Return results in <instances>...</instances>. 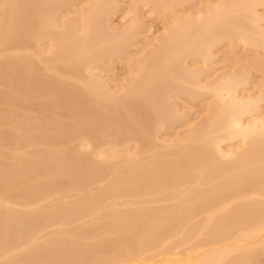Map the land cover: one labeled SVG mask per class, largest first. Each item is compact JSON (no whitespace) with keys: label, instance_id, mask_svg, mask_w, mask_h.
Instances as JSON below:
<instances>
[{"label":"rangeland","instance_id":"rangeland-1","mask_svg":"<svg viewBox=\"0 0 264 264\" xmlns=\"http://www.w3.org/2000/svg\"><path fill=\"white\" fill-rule=\"evenodd\" d=\"M229 1L0 0V24L2 26V21L10 15L9 27L13 26V31L8 28L11 34L7 31L13 37L11 40L10 36L4 38L6 27L4 30L1 27L5 34L0 33V164L5 163L7 170L15 172L19 167L22 170L21 164L25 163L27 171L23 168L19 172L31 173L29 165L33 172L32 178L28 174L32 180L27 183L14 179L6 183L0 176V264H91L95 261V264H114L121 260L119 254L124 255L126 249V252L133 249L136 254L138 247L143 256V247L147 243L152 247L157 236H163L158 238L163 240L159 247L157 238L154 240L156 253L164 252L161 247L170 244V247L177 245L174 249L180 246L177 251L183 249V255L188 256V250L198 239H207L205 236L210 234L214 237L215 231L208 233L215 224L207 235L203 237L200 231L199 236L191 240L192 234H197L195 225L206 221L208 203L216 201L213 202L215 207L219 203L220 209L213 208V212L219 210V216L226 208L223 210L220 205L228 198L233 199L231 202L236 206L231 208V203L228 212H236L237 217L238 212L244 213L251 220L253 214L249 215L244 206L240 209L236 204L253 200L255 189L253 195L250 194L253 199H246L249 192L244 193V199L242 191L237 195L235 191L241 185H234L233 190V186L224 188L231 181L230 174L223 176L229 178L227 181L217 176L218 169L216 172L213 169L223 167L229 158L222 157V152L218 154L216 147L222 148L223 154L235 149L239 158L246 150L244 146L254 149H250L253 142L243 144L240 138L234 135L238 139H233L230 135L221 137L217 146L212 138H207L221 131L218 127L226 129L224 125L232 117L229 112L221 111L227 102L222 97L226 96L221 97L206 86L223 76L224 80L232 77L239 82L236 87L239 100L254 101L245 108L246 113L243 108L237 110L242 114L244 111L242 120L264 118V5L253 2V9L249 11L250 0H231L234 5ZM227 2L233 6H228ZM241 34L253 42L249 39L247 44L240 40ZM11 76L14 85L9 80ZM23 83L28 85V88L24 85L26 90L22 88ZM15 85L19 89L15 90ZM21 89L25 92H20ZM199 131L204 134L193 135ZM256 135V138L252 136L254 141L261 140L258 146L255 143L257 156H251L248 161L260 162L259 167L264 168V159L259 161L264 153V132ZM201 136L204 141L200 140ZM198 140L202 143L210 140L209 144L206 142L210 147L206 148L210 149L211 156L194 159L191 153L186 154L192 145L201 143ZM46 146L51 149L47 150L49 153ZM41 151L47 152L46 156ZM48 155L57 163L49 165ZM40 160L47 167L41 165ZM231 165L228 169L225 164L224 169L239 170L242 164L239 166L234 160ZM235 165L239 168L233 167ZM249 171V177L256 173L258 178H264V169L261 173L255 169ZM19 172L13 174L17 177ZM39 175L42 181H38ZM256 179L252 180V187L257 189L262 183L258 182L260 179L255 183ZM250 185L246 184L247 189ZM238 194L243 197L242 201ZM260 194L264 206V193ZM260 197L257 196V200L261 201ZM27 203L29 206L25 205ZM204 204L208 205L207 210ZM191 205L189 210L187 207ZM259 205L258 211L263 208ZM199 206L206 214L197 209ZM172 208L177 209L176 212H171ZM187 209L195 212L184 218L183 212ZM255 213L259 214L257 210ZM231 214L233 216H225L227 219L223 215L224 219L218 222L223 224V220L233 217L227 222L232 227L236 220L238 224L244 217L237 219L236 214ZM258 216L252 218V224H256ZM254 219L257 221L253 222ZM222 224L218 225L222 227ZM183 228L185 235H182ZM164 229L167 233L173 231L166 237ZM146 237L154 239L151 243L146 240L142 247L141 242ZM257 238L254 240H259ZM133 245L135 249L131 248ZM147 246L144 252L154 251L155 247L153 250L148 247L150 251ZM263 249L257 248L252 253L248 250L251 258L247 259L248 251L242 250L246 262L240 258L241 263L263 264ZM258 252H261L257 255L260 258L255 257ZM158 254L148 256L154 258L150 264H159L164 256L155 260ZM239 254L236 253V264ZM146 256L147 253L144 258L140 257L144 260ZM231 256L233 258L235 253ZM140 257L137 262L141 261ZM132 260L128 261L132 264L136 258Z\"/></svg>","mask_w":264,"mask_h":264},{"label":"bare ground","instance_id":"bare-ground-1","mask_svg":"<svg viewBox=\"0 0 264 264\" xmlns=\"http://www.w3.org/2000/svg\"><path fill=\"white\" fill-rule=\"evenodd\" d=\"M232 1H233V0H232ZM229 2H230V3H233L234 1L231 2V0H230ZM229 2H227V5H228V6H229V5H231V6L234 5V3H233V5H232V4H230ZM249 2H250L251 4H250ZM249 2H248V5H247V6H249V11H251V10L253 9V6H254V5H253V2L256 3V5H258V4H262V5H264V0H250ZM237 3H238V2H237ZM250 5H251V7H250ZM245 9H248V7L245 8ZM250 9H251V10H250ZM3 18H4V17H3ZM5 18H6V20H3V21L1 20V21L3 22V24H2V26H1V24H0V29H1V30H0V33L3 32L4 27H6V28H5L6 30H4L5 32H7V31L9 32L8 28H9V29L11 28L12 30H11V29H10V30L13 31V26H12V27H11V26L9 27L10 23H9L8 20H9V18H10V15H7V17H5ZM4 21H7V22H4ZM4 24H5V25H4ZM11 24H12V23H11ZM1 27H3V30H2ZM11 31H10V32H11ZM8 32L6 33V35H4V38H6V37L8 38V36H10V35H9L10 32H9V33H8ZM3 33H4V32H3ZM3 33H1V34L3 35ZM4 34H5V33H4ZM10 34H11V33H10ZM12 34H13V33H12ZM5 36H6V37H5ZM12 38H13V37H12ZM12 38H11V36L9 37L10 40H11ZM0 39H2L1 36H0ZM239 39H240V40H243L245 43L247 42V44H248V43H249L248 41H249L250 38L248 39V38L245 37L243 34H241V38H240V36H239ZM250 41H252V40L250 39ZM252 42H253V41H252ZM256 42H257V41H256ZM210 43H211V42H210ZM214 43H215V41H214L213 43L210 44V47H211L212 44H214ZM63 52H64V50H63ZM0 68H1V67H0ZM13 68H15V67H13ZM11 69H12V67H11ZM0 70H1V69H0ZM230 78H231V79H226V80H224V76H223V77H221V79H219V80L217 79V81H215V82H214V81H213V82H210V83H208V84L206 85L207 88L209 87V89L212 90V91H214L217 95H220L221 97L224 96V95L226 96V97H222V98H224V99H227V100H224L225 102H226V101H227V102L225 103L226 105L224 104V106L221 107V111H222L224 114H227V113L229 112V113H228L229 116L232 115V117L230 116L229 123H228L227 125H224V126L230 127V130H229L227 127H226V129H227L228 131H227L226 129H223V127H218L217 130H219V128H222L221 131H219L221 134H220L219 132H216V134L212 133V134H214V137H215V135L217 136V139H216V137L214 138L213 135H210V134L208 135V136H210V137H207V138H212L211 140H213L214 143H215L217 146H219V143H220L219 140H220L221 137L224 138V137H228V136L231 135V138H233V139H234V138H235V139L240 138V139L242 140V143H243V144H245V143L248 144V142H249V143H252V142H253L254 144H253V143L251 144L250 149H251V147L255 149V148H256V147H255V145H256L255 143H257L256 146H258V144H259V142H258L259 139H256L257 142L254 141L255 138H256V136H257L256 134H257V133H260V131H261V132H264V131L261 130V129L264 130V118H262V117H261V118H259V117H258V118H257V117H256V118H252L253 120L251 119V120H249V122H248V121L245 122V121L242 120L241 117H242V115L244 114V111L242 110V112H243V114H242L241 112H238L237 110L239 109V111H240V108H243V109L246 108V109H247L248 107H250L251 103H254V101L252 102V100H250L249 98H248V100H247V99L239 100L238 96L236 95V93H237V89H236V87H238V85H240V84H239V82L237 83V80L234 81V79H232V77H230ZM9 80L12 82V84H11V82H10L9 84L14 85V84H13L14 81H12V76L10 77ZM9 80H8V82H9ZM13 80H14V77H13ZM8 82H7V83H8ZM15 84H16V83H15ZM18 84H20V83H18ZM18 84H17V85H18ZM6 85H7V84H6ZM24 85H27V83H23V85H22L23 87L20 86V85H18V86H20V87H22L23 89H25L26 86L24 87ZM29 85H32V84L29 83ZM8 86H9V85H8ZM18 86H17V87H18ZM17 87H16V85H15V88H14V87H12V88H14V89L16 90ZM204 87H205V86H204ZM27 88H28V85H27ZM27 88H26V89H27ZM18 89H19V87H18ZM23 89H21L20 92H25L26 89H25L24 91H22ZM18 91H19V90H18ZM18 93H19V92H18ZM20 94H21V93H20ZM3 96H6V95H3ZM6 97H7V96H6ZM0 98H1V96H0ZM4 98H5V97H4ZM7 98H8V97H7ZM222 98H221V99H222ZM2 99H3V98H2ZM17 99H18V98H17ZM222 100H223V99H222ZM246 109H245V113H246ZM230 112H231V114H230ZM247 112H248V111H247ZM240 113H241V114H240ZM240 115H241V116H240ZM230 120H231V122H230ZM257 130H258V131H257ZM214 132H215V131H214ZM190 133H191V132H190ZM199 133H200V134H199ZM255 133H256V134H255ZM203 134H204V132L201 133L200 131H199L198 133H195V134H194V132H193V135H198V136H200V135H203ZM218 134H219V135H218ZM254 134H255V136H254ZM205 135H207V134L205 133ZM205 135H204V137H205ZM226 135H227V136H226ZM234 135L237 136L238 138L235 137ZM258 135H259V134H258ZM85 136H86V135H85ZM87 136H88V135H87ZM232 136H233V137H232ZM252 136L255 137V138H252ZM88 137H89V136H88ZM96 137H98V136H96ZM251 138H252L253 140H252ZM89 139H90V138H89ZM89 139L86 137V140L89 141ZM215 139H216V142H215ZM227 139L230 140V138H227ZM227 139H224V140H227ZM233 139H231V140H233ZM200 140L204 141V140L202 139V136H201V139H200ZM205 140H206V139H205ZM241 140H240V141H241ZM91 141H92V140H91ZM91 141H90L89 143H91V145H92L93 141H92V142H91ZM198 141H199V140H198ZM207 141H208V144H209L210 140H207ZM207 141H206V142H207ZM221 141H222V140H221ZM251 141H252V142H251ZM259 141H261V140H259ZM47 142H48V141H47ZM199 142H201V141H199ZM206 142H204V143L201 142L200 144L198 143L200 146H199V145L197 146L196 144H195V146L192 145V146L190 147V150L187 151L188 153H186V152H185V153L188 154L189 156H190V153H191V157H193V158L195 157L196 159H200V158L203 159L204 156H207V157L211 156V155H210V154H211V153H210V149L207 150V148H206V147H210V145L207 146V143H206ZM262 142L264 143V141H262ZM44 143H45V142H44ZM105 143H106V142H105ZM183 143H185V141H184ZM205 143H206V144H205ZM211 143H212V142H211ZM45 144L47 145V143H45ZM102 144H103V143H102ZM48 145H50V142H48ZM203 145H206V146H203ZM252 145H253V146H252ZM263 145H264V144H263ZM100 146H101V145H100ZM103 146H104V145H103ZM46 147H47V146H46ZM46 147H45V148H46ZM50 147H51V146H50ZM96 147H98V146H96ZM193 147H194V148H193ZM202 147L205 148V150H204ZM47 148H48V147H47ZM47 148H46V151H47V150L51 151L50 148H48V149H47ZM192 148H193V149H192ZM217 148H218V149H217ZM243 148L246 149L245 152H243V154L240 153V154H241L240 157H239V158H236V156H237V157L239 156V153H237V155H236V152H237V151H235V149H234V150H231V149H230V151L228 150V151H226V152L223 154L224 151H221V150H223V149H222V148L220 149L219 147H216V148H215V151H216V152H219L218 154H220V153L222 152V154H221V156L223 155L222 157L228 156L230 159L228 158V159L225 160L226 163H224V164L222 165L223 167H221L223 170H222L221 168L219 169V167H218V168L213 169V171H215L216 169H218V173H219V174H218L217 176H220V177L223 178L224 180L226 179V180L228 181V179L230 178L231 181H228V183H229L230 185H229L228 183H226L227 181H225V182L223 181V183H226V184H227V185H225V186H228V185H229L228 187H225L224 184H223L224 188H229L230 186H231V187L233 186V187L231 188V189L233 190L234 185H237V186L239 185V187H240V185H241V187H242V186H243V187H246V184H247V185H248V184H251V185H250V187H251L250 189H253L251 192H250V189H247V188H249L248 186L246 187V189L244 188V190H242L243 187H242V188L240 187L239 190H235V191H236V195H237V193H239V192L242 191L241 194L243 193L242 196H243L244 199H245L246 195L244 196V193H248V192H249V197H248V195H247L248 198L246 197V199L248 200V199H253V198L255 199V198H256V199H255L256 201H255L254 199L251 200L252 202H251L250 200H248V201H247L248 204H246L247 202H246V201H245V202L242 201V200H243V199H242L243 197L240 196V195H239L240 193H239V194H238L239 197H238V196H236V197H238L239 200L242 199V200H241L242 202H240V203H238V204H236L235 201H234V202H235L236 205H239L240 209H241L242 206H244L245 209H244V207H243L242 210H243V209H244V210L247 209V212H250L249 215L253 214V216L251 215V217H250L251 220H253L252 218L254 217V215H255V216L257 215V214L255 213L256 210H257V213H259V214H258L259 216L257 215L259 219H257L258 221L255 220V219L257 218V216H256V217H254V218H255V219H254L255 221H253V222H256V221H257L256 224H252V221H251L250 219H249V220L247 219V218H249L248 215H246L247 217L244 216V213H242V212H245V211H242V212L240 211L242 214H240V213L238 212V215H239V216H242V215H243L247 220L244 219V217H241V218H240L239 216L237 217L236 212H234V211L231 212V211H230L231 213L236 214L237 219H238V218H240V219L243 218L244 220L242 219V221H240V219H239L238 224H237V220H236V225H238V226H236L235 224H234V225L232 224V225H233V226H232V227H233V230L231 229L232 227L228 226L229 221H231V219H232L233 217H232L230 220L228 219L229 221H228V220H223V222H225L226 225H227V226H226L225 223H223V224L225 225V226H224L221 222H218V221H219V220L222 221V219H224V217L227 216L228 214H229V216H227V217L233 216V214H231L230 212H228V211L231 210V209L228 210V208H227V207H229V205L233 202V199L228 198L229 200L227 199L226 202L223 201V202H224L223 206H222V204H221L220 206L222 207L223 210H224V208L226 207L225 210H226V209H227V210H226V211L224 210V213H225V214H224L223 212H222L223 214L219 212V214H220L219 216H217V213H218L219 210L213 212V208L215 207V204L213 205V202H216V201H213V202L211 201V203L209 202L210 204L208 203L209 206L206 204L208 207L204 204V209L207 210L206 207L208 208V210H207V214H206V211H205V210H204L205 212L202 211L203 209L201 210V206L197 207V209H200L203 213L206 214V215H205V216H206V221H205V220H202L201 223L199 222L201 225H200V224H196V225H195L196 228H197V225H199V226H198L199 230H198V229L196 230V228L192 227V229L194 228L195 231H197V234H196V232H194V230H192V232H194V236H193V234H192V238H191V237H190L191 234H190L189 238H191V240H192V239H195V237H198V236H199L198 234H199L200 231H202L203 234H201V235L204 237V234L207 235L208 231H211V227H212V225H214V224H215V225L213 226L214 228H215L219 223L222 224V225H221L222 227H220V225H218V226H219L221 229H222V228H223V229L221 230V232H219L218 230H219L220 228L217 226V227H218V228L216 227V229H217V231H218V232H217L216 229L214 230V228H212V232H209L208 235H209L210 233H213L214 231L217 232V233H219V234H217V233L214 232V233H213V234H214V237H212L213 235H211V234H210V236H205V238L207 237V239L209 238V240H211L210 242L205 241V240H207V239L202 238L201 235H200L201 239H203L204 241L201 240V239H198V240H197L198 242H197V241L194 242L195 244L193 243V244H192L193 246L191 245V250H190V249L188 250V251H190V252H189V253L185 252V253L189 254L188 256H184V255H183L184 252H181V251L183 250L182 248H181L182 250L179 251L180 253L177 251V250H179L178 248H180V246H178L177 249H174V247L176 248L177 245L174 246V247H170V244H169V245H168L169 248H168V246L165 245V246L169 249V250H167V248H166L165 246H163L164 242H163V244H162L163 247H161V248H164V249H165L164 252H163L162 250H160V252L157 251V253H156V251H155V250H156V247H155V246H157L156 244H154L155 249H154V251H152L153 248H154V247H153V242H154V240L157 238V239H156L157 241L155 240L156 242H158V243H157V244H158L157 247L160 246L159 243L163 240V239L161 240V238L158 239L159 237H163V236H157L155 239H154V238H151L152 240L154 239L153 242H152V244H151L153 248L150 246L152 250L149 249V248H150V247H149L150 244L147 243L148 240H150V243H151V239H150L149 237H146V238H148V239L145 238V240L142 241V242L140 241V242L142 243V247H143V242H146L148 246L146 245V243H144V244L147 246V248L149 247L148 249H149L150 251H152V252H154V253H152V252H151V253H149V252H144V250H146V246L143 247V248H144V250H143V256L140 255L139 252L142 251V250H139L138 247H137V251H138V252L136 251V254H139V255H136L135 252H132V251H134L133 249L131 250V252H129L130 250H128L129 253L126 252V251H127V249H126V251L124 250L125 252H123L124 255H122V253L120 252V254H119L120 257H118V259H119V258L121 259V260L119 259L120 261L117 262V261H114V259H113V261H114L115 263H117V264H131L130 261H128L129 259L132 260V258H133V260H135V258H136V261L133 262V263H135V262H137V258H138V257L141 256L142 258H144V256H145L146 253H147V256H146V258H145V259H146V262H145V259L142 260L141 257H140V259H141V261H142L143 263H145V264H150V263H151L150 260H154V258H153V259H149L148 256H151L152 254H158V253H159V254H161V255L158 254V256H156L155 260L158 259V257L162 256V254H163V256H164L163 258L160 259V262L157 260V261L159 262V264H221V263H223V262H224L223 264H233V263L236 264V263H235V261H236L235 259L237 258V257H236V256H237L236 253H237V254L240 253V254H239L240 257L238 256V262L241 263V259H240V258L245 257V255H246L245 258L247 259V258L249 257V255L252 253V251H255V252H256V251H257V250H256L257 248H259L260 250H261L262 248H264V235H263V233H264V206H263V204H261V203H263V201H262V196H261V194H260V193H264V181H263L264 178H262V179L258 178L259 175L256 174V173H255V176H256V177H255V176H254V177H251V176H252V175H251V176H250L251 178H250V177L248 176V175L251 174V172L249 171L250 169H252V170L255 169V170H257V171H259V172L261 173V170H263L264 168H260V167H259L258 164H259L260 162H259V163H256V162H255V163H254V162L252 163V162L250 161V162L253 164V165H252V164L248 161V160H250L251 158H253V157H251V156H253V155H255V157L257 156V155L255 154V153H256L255 151H257L256 149H255V151H254V149H252V150H248L249 148H246L245 146H244ZM100 149H102V147L99 148V150L97 149V151H100ZM216 149H217V150H216ZM219 149H220V150H219ZM240 149H241V147H239L238 151H239ZM244 149H242V151H243ZM191 150H192V151H191ZM49 151H47V152L49 153ZM189 151H190V152H189ZM252 151H253V152H252ZM41 152H43V153H41V154H44V155H45V153H47V152L44 153V151H41ZM239 152H241V150H240ZM254 152H255V153H254ZM253 153H254V154H253ZM41 154H40V155H41ZM183 154H184V153H183ZM206 154H207V155H206ZM224 155H225V156H224ZM34 156H37V154L34 155ZM45 156H46V155H45ZM263 157H264V153L262 154V158H259L260 160L257 159V161H258V160H259V161L263 160V159H264ZM36 158H37V157H36ZM195 158H194V159H195ZM205 158H206V157H205ZM249 158H250V159H249ZM47 159L50 160V161L48 160V164L50 163L49 165H52V163H54V162L57 163L54 159L52 160V158H51L49 155L47 156ZM57 159H58V158H57ZM57 159H56V160H57ZM102 159H103V157H102ZM236 159H238L240 162L238 163ZM51 160H52V161H51ZM59 160H60V159H58L57 161H59ZM100 160H101V159H100ZM231 160H232V161H231ZM234 160H235V164H237V165L242 164V165H241V169H240L238 166H236V165L233 166V167H235V168H236V167L239 168V170H238V169H235V171H237L236 174H235V171H234V169H233L232 167H230V169L232 168V171H233V172H232V171L228 172L227 169H224L225 164H227V167H228V169H229V166H230L231 164H234ZM61 161H62V160H61ZM61 161H60V162H61ZM102 161H103V160H102ZM227 161H229L231 164L227 163ZM245 161H247V163H246ZM18 162H19V161H18ZM18 162L16 161L17 164H18ZM60 162H58V163H60ZM244 162H245V163H244ZM0 163H2V162H0ZM40 163H41V165H44V166L47 167V165H46L44 162H42L41 160H40ZM62 163H63V161H62ZM249 163H250V164H249ZM4 164H5V163H4ZM4 164H0V171H1V173H0L1 175H0V176H2L1 179H4V180H1V179H0L1 181H4V182L7 183V181H9V180H10V181H13V180H11V179H14L15 181H18V182H20V183H22L21 181H23L24 183H25V182L27 183V182L29 181V179H31V178L33 177L32 174H31V173H33V172L31 171V167H30V165L28 166V168H30V172H31V173H29V172H28V173H27V172L24 173V172H19L20 167H19L18 169H17V168H14L15 170L17 169V171H15V170L13 169L15 172H11L12 169L10 168L11 170H7V169H9V168H8V166H7L6 164H5V165H4ZM19 164H21V163H19ZM19 164H18V165H19ZM24 164H25V163H24ZM24 164H23V163L21 164V165L23 166V168L27 166V165H24ZM63 164H64V163H63ZM148 164H150L149 166L154 165V163H148ZM228 164H229V165H228ZM243 164H244V166H243ZM247 164H248V168L251 166V167L249 168V170H248V168H247ZM254 164H255L256 166H258V167H256ZM3 165H4L5 167H4ZM21 165H20V166H21ZM146 165H147V164H146ZM146 165H145V166H146ZM2 166H3L5 169H4ZM13 166H15V165H13ZM22 166H21V167H22ZM231 166H232V165H231ZM239 166H240V165H239ZM245 166H246V167H245ZM17 167H18V166H17ZM48 167H49V166H48ZM244 167L247 168V169L244 170V169H245ZM23 168H22V170H23ZM144 168L146 169V168H148V167H144ZM225 168H226V167H225ZM256 168H257V169H256ZM32 169H33V166H32ZM148 169H149V168H148ZM260 169H261V170H260ZM6 170H7L8 172H7ZM20 170H21V169H20ZM22 170H21V171H22ZM25 170L27 171V169L24 168L23 171H25ZM28 170H29V169H28ZM33 170H34V169H33ZM93 170H94V169H93ZM93 170H92V172L94 173ZM95 170H96V169H95ZM240 170H244V171H241V172H240ZM9 171H10V172H9ZM34 171H35V170H34ZM246 171H247V172H246ZM16 172H19V175L17 174V177L15 176L16 174H13V173H16ZM97 172H98V171H97ZM215 172H216V171H215ZM231 172H232L233 174H231ZM244 172H245V173H244ZM248 172H250V173H248ZM7 173L10 174V177H9V174L7 175ZM20 173H23L24 175H23V174H20ZM35 173H36V172H35ZM35 173H34V175H35ZM37 173H39V172H37ZM37 173H36V174H37ZM90 173H91V172H90ZM93 173H91L92 176H94ZM2 174L4 175V178H3V175H2ZM25 174H26V175H25ZM28 174L31 175V178L29 177L30 175H28ZM95 174H96V173H95ZM229 174H230V177H229V178H228V177H223V176H229ZM239 174H240V175H239ZM243 174H245V176H244ZM262 174H263V176H264V172H263V171H262ZM5 175H6V176H5ZM40 175H41V174H40ZM40 175H39V177H38V181H42V179H43V177L41 178ZM215 175H216V173H215ZM221 175H222V176H221ZM231 175H232V176L234 175V176L232 177ZM235 175H236V176H240V177H237V178H236ZM246 175H247V177H246ZM253 175H254V173H253ZM257 175H258V177H257ZM7 176H8L9 178H8ZM13 176H15V178L18 179V180H16L15 178H11V177H13ZM243 176H244V177H243ZM260 176H261V175H260ZM263 176H262V177H263ZM28 177H29V178H28ZM46 177H47V176H46ZM94 177H96V175H95ZM97 177H98V176H97ZM248 177H249V179H248ZM227 178H228V179H227ZM256 178H258V179H256ZM250 179H251V180H250ZM253 179H256V180H254L255 183H256V181H258L259 179L262 180V181H260V180L258 181V182L262 183V185H261L260 183L257 182L259 185H261V186H259V187L257 186V187H258L257 189H258V190L260 189L259 191L256 189L255 186H254V188L252 187V185H254V182L252 181ZM31 180H32V179H31ZM33 180H34V178H33ZM47 180H49V178H48ZM132 180H133V179H132ZM248 180L251 181V183H250ZM10 181H9V182H10ZM35 181H36V180H35ZM130 181H131V179H130ZM29 182H31V181H29ZM252 182H253V184H252ZM6 183H5V184H6ZM244 185H245V186H244ZM223 186H222V187H223ZM237 186H235V188L238 189ZM222 187H220L221 190H222ZM260 187H262V188H260ZM220 189H219V190H220ZM231 189H229V191H230ZM254 189H255V191H256V195H255V193H254V196H255V197L251 198L250 196L253 195V192H255ZM261 189H263V190H261ZM3 190H4V188H3ZM3 190H2V191H3ZM37 190H38V193H39V189H36V192H37ZM223 190H224V189H223ZM246 190H248V191H246ZM227 191H228V190H227ZM245 191H246V192H245ZM217 192H218V191H217ZM232 192H234V191H232ZM258 192H259V195H258ZM221 193H222V192H221ZM221 193H220V194H221ZM225 193H226V192H225ZM229 193H230V192H229ZM250 194H251V195H250ZM234 195H235V193H234L232 196H234ZM232 196H231V198H232ZM257 196H259V197L261 196L259 199H261L262 202H261L260 200H257ZM225 197H226V196H225ZM228 197H230V195H229ZM241 197H242V198H241ZM240 198H241V199H240ZM263 198H264V197H263ZM222 199H225V198L222 197ZM222 199H221V200H222ZM234 199L237 200V198H234ZM231 200H232V202H231ZM183 201H184V200H183ZM208 201H209V200H208ZM243 202H244L246 205H249V206H246ZM254 202H255V203L257 202V203H256L257 206H258L259 203H260L259 207H260V206H263V208H262L260 211H258L260 208H259V209H258V208L256 209L257 206H255V203H254ZM258 202H259V203H258ZM220 203H222V201H221ZM241 203H243L244 205H240ZM251 203H252V205H251ZM33 204H34V203H33ZM211 204H212V205H211ZM218 204H219V203H218ZM218 204H216V205H217V206H216L217 208L219 207ZM253 204H254V206H253ZM25 205H28V203L25 204ZM31 205H32V204H31ZM231 205L233 206V203H232ZM231 205H230V206H231ZM28 206H29V205H28ZM205 206H206V207H205ZM210 206H211V207L213 206L212 209L210 208ZM189 207L191 208V207H193V206L191 205V206H188V207H187V208L190 210ZM216 207H215V208H216ZM223 207H224V208H223ZM235 207H236V206L234 205V206L231 207V208H235ZM247 207H251V209H248ZM253 207H254L255 210L253 209ZM202 208H203V207H202ZM229 208H230V207H229ZM188 209H187V211L183 212V213L185 214V215H184V218H185V217L187 218V216L189 215V213H192V211H194V210L189 211ZM191 209H192V208H191ZM193 209H196V208L194 207ZM209 209H211V210H209ZM218 209H220V208H218ZM237 209H238V208H237ZM240 209H238V210H240ZM252 209H253L255 212L253 211V213H252V211H250V210H252ZM174 210H175V209H174ZM174 210H173V208H172V211H171V212H173ZM176 210H177V209H176ZM176 210H175V212H176ZM214 210H215V209H214ZM223 210H221V211H223ZM233 210H234V209H233ZM196 211H197V210H196ZM198 211H199V210H198ZM198 211H197V212H198ZM235 211H237V210L235 209ZM177 212H178V211H177ZM187 212H188V213H187ZM194 212H195V211H194ZM173 213H174V212H173ZM186 213H187V214H186ZM200 213H201V212H200ZM203 213H202V214H203ZM254 213H255V214H254ZM196 214H197V213H196ZM221 214H222V215H221ZM230 214H231V215H230ZM246 214H248V213H246ZM190 215H191V214H190ZM197 215H198V214H197ZM199 215H200V214H199ZM223 215H224V217H223ZM193 216H194V215H192L191 218H193ZM205 216H204V219H205ZM220 216H222V217H220ZM188 217H190V216H188ZM195 217H198V216H195ZM202 217H203V216H202ZM219 217H220V218H219ZM227 217H225V219H227ZM236 217H235L234 219H236ZM181 218H182V217H181ZM191 218H189V219H191ZM215 218H217V219L219 218V219L217 220V219H215ZM214 219H215V220H214ZM213 220H214V221H213ZM216 220H217L218 224L216 223ZM183 221H184V219H183ZM186 221H187V219H186ZM189 221H190V220H189ZM212 221H213V222H212ZM179 222H180V221H179ZM181 222H182V221H181ZM190 222H191V221H190ZM190 222H189V223H190ZM202 222H203V223H202ZM227 222H228V223H227ZM232 222H233V221H232ZM232 222H231V223H232ZM234 222H235V220H234ZM240 222H242V223L239 224ZM184 223H185V222H184ZM187 224H188V223H187ZM187 224H186V225H187ZM216 224H217V225H216ZM174 225H175V224H174ZM174 225H172V226L174 227ZM176 225H177V223H176ZM180 225H181V224H180ZM186 225H184V226H186ZM240 225H241V228L239 227ZM234 226H236L235 229H234ZM170 227H171V226H170ZM173 227H172V228H173ZM176 227H178V225H177ZM226 227H227V228L229 227V229H227ZM208 228H210V229H208ZM239 228H240V229H239ZM165 229H166V228H165ZM165 229H164V232L167 231V230H165ZM169 229H170V228H169ZM177 229H178V228H177ZM189 229H191V228H189ZM237 229H239V230H237ZM174 230H175V229H174ZM178 230H180V228H179ZM178 230H177V231H178ZM183 230H184V228L182 229V233H183L182 235H185V234H184L185 232H184ZM206 230H207V231H206ZM228 230H230V231L232 230V231H231V232H228ZM172 231H173V230H172ZM172 231L170 230L171 233H172ZM177 231H176V232H177ZM187 231H188V230H187ZM205 231H206V232H205ZM129 232H130V231H129ZM131 232H132V231H131ZM154 232H155V231H154ZM170 232H169V233H170ZM174 232H175V231H174ZM190 232H191V231H190ZM204 232H205V233H204ZM150 233H151V232H150ZM152 233H153V232H152ZM165 233H166V237H167V234L169 235V233H167V232H165ZM178 233L181 234V232H178ZM178 233H176V234H177L176 236L179 235ZM186 233H187V232H186ZM200 233H201V232H200ZM173 234H174V233H173ZM173 234H172V235H173ZM188 234H189V233H188ZM215 234H217V235H215ZM148 235L150 236V234H148ZM182 235H181V236H182ZM151 237H152V236H151ZM153 237H154V236H153ZM169 237H170V236H169ZM256 237H258L259 240L255 241L254 239H256ZM211 238H213V239H211ZM258 238H257V239H258ZM170 239H173L172 236L170 237ZM146 240H147V241H146ZM158 240H160V241H158ZM185 240H186V239H185ZM185 240H184V241H185ZM253 240H254V241H253ZM189 241H190V240H189ZM193 241H194V240H193ZM199 241H200V242L203 241L204 245H203V243L200 244ZM224 241H225V243H224V244H221V243L224 242ZM156 242H154V243H156ZM182 242H183V241H182ZM182 242H181V243H182ZM205 242H207V244H206ZM141 243H140V244H141ZM166 243H167V242H166ZM189 243H190V242H189ZM196 243H199V245H196ZM160 244H161V243H160ZM178 244H179V243H178ZM182 244L185 245V244H188V243L185 242V243H182ZM182 244H181V246L183 247ZM173 245H174V244H173ZM179 245H180V244H179ZM194 245H195V246H194ZM134 246H136V245H133L131 248H133ZM137 246H138V245H137ZM139 246H140V245H139ZM140 247H141V246H140ZM142 247H141L140 249H142ZM184 247H185V246H184ZM249 247H250V248H249ZM253 247H257V248H254V249H255V250H254ZM135 248H136V247H134V249H135ZM251 248H252L253 250H252ZM170 249H172L173 251L176 250L178 253H176V251H175V252H170V251H172V250H170ZM249 249H251V250H249ZM149 250H147V251H149ZM166 250H167V251H166ZM184 250H185V249H184ZM186 250H187V249H186ZM242 250H244V251H245V250H247V251L249 250L251 253L248 251V252H246L245 255H242L243 253H245L244 251L242 252ZM263 250H264V249H263ZM161 251H162V252H161ZM239 251H240V252H239ZM262 252H264V251H262ZM127 253H128V254H127ZM133 253H134L137 257L134 256ZM148 253L151 254V255H148ZM234 253H235V256L232 258L231 255H233ZM260 253H261V252L256 253L255 257H256L257 255H259ZM144 254H145V255H144ZM254 254H255V253H254ZM125 255H126V257H127L128 259H127V258H125V259L121 258V256L124 257ZM263 255H264V254H263ZM252 256H253V255H252ZM261 256H262V254H261ZM134 257H135V258H134ZM153 257H154V256H153ZM229 257L231 258V259H230L231 262H229ZM253 257H254V256H253ZM253 257H252V258H253ZM262 257H263V256H262ZM262 257H261V258H262ZM147 258H148V259H147ZM249 258H251V257H249ZM257 258H260V257L257 256ZM104 259H105V258H104ZM122 259H123V260H122ZM227 259H228V260H227ZM232 259H233V262H232ZM102 260H103V259H102ZM133 260H132V261H133ZM234 260H235V261H234ZM243 260H244V261H243ZM248 260H250V259H248ZM262 260H264V259H262ZM83 261H85V260H83ZM83 261H81V262H83ZM105 261H108L107 258H106ZM141 261H139V262H137V263L139 264ZM226 261H228V262H226ZM242 261H243L244 263L246 262V260L243 259V258H242ZM250 261H251V260H250ZM257 261H258V259H257ZM109 262H110V261H109ZM111 262H112V260H111ZM152 262H155V261H152ZM238 262H237V264H239ZM247 262H249V261H247ZM260 262H261V261H260ZM86 263H87V262H86ZM86 263H85V264H86ZM89 263H90V262H89ZM95 263H96V261H95ZM95 263H92V262H91V264H95ZM98 263H99V262H98ZM102 263H103V262H102ZM115 263H114V264H115ZM133 263H132V264H133ZM137 263H136V264H137ZM256 263L259 264V262H256ZM82 264H83V263H82ZM108 264H109V263H108ZM112 264H113V262H112ZM140 264H142V263H140ZM155 264H156V263H155ZM241 264H242V263H241ZM247 264H248V263H247ZM254 264H255V263H254ZM261 264H262V263H261ZM263 264H264V263H263Z\"/></svg>","mask_w":264,"mask_h":264}]
</instances>
